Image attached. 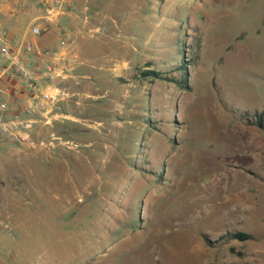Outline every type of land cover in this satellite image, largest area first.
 Returning <instances> with one entry per match:
<instances>
[{
    "label": "rangeland",
    "instance_id": "rangeland-1",
    "mask_svg": "<svg viewBox=\"0 0 264 264\" xmlns=\"http://www.w3.org/2000/svg\"><path fill=\"white\" fill-rule=\"evenodd\" d=\"M99 3L51 145L0 151V264H264V0Z\"/></svg>",
    "mask_w": 264,
    "mask_h": 264
},
{
    "label": "built area",
    "instance_id": "built-area-1",
    "mask_svg": "<svg viewBox=\"0 0 264 264\" xmlns=\"http://www.w3.org/2000/svg\"><path fill=\"white\" fill-rule=\"evenodd\" d=\"M41 1L47 11L60 12L74 6V0ZM31 31L34 36L41 34L39 27H33ZM59 46L56 51H39L27 41L10 45L6 35L0 32V85L7 80L17 83V86L0 88V147L44 149L51 145V142L36 140L33 131L39 124L50 126L63 117L57 111L71 96L61 87V83L70 77L69 68L60 64L69 44L61 39ZM9 98L24 101L22 111L10 112ZM52 139L61 140L59 137ZM60 143L69 148L77 147L68 141L61 140Z\"/></svg>",
    "mask_w": 264,
    "mask_h": 264
},
{
    "label": "crops",
    "instance_id": "crops-1",
    "mask_svg": "<svg viewBox=\"0 0 264 264\" xmlns=\"http://www.w3.org/2000/svg\"><path fill=\"white\" fill-rule=\"evenodd\" d=\"M92 4H94L93 9L95 10L93 16L96 17L100 14L97 11L100 7L99 0H74L72 8L60 12L45 10L41 0H0V32L6 35L10 45L27 41L32 43L35 50L39 51H56L60 49L59 41L65 39L69 48L66 55L60 60V64L69 68L70 79L62 82L61 87L68 90L73 96L78 92L85 93L87 86L77 89V86L75 87L73 84L77 80V73L80 70L83 71L81 67H78L79 48L77 44L78 42L83 43L82 38L85 36L86 29L95 22L90 13L93 10ZM83 15L86 16L85 19ZM33 27L40 28L39 36L32 34ZM75 48H78V51H75ZM81 77L88 78L85 74H82ZM9 86H17V83L7 80L0 85V88ZM80 87L82 86L80 85ZM8 101L10 112L22 111L24 101L13 98H9ZM64 103H61L60 106L63 107ZM2 149L6 148L0 147V151Z\"/></svg>",
    "mask_w": 264,
    "mask_h": 264
},
{
    "label": "trees",
    "instance_id": "trees-1",
    "mask_svg": "<svg viewBox=\"0 0 264 264\" xmlns=\"http://www.w3.org/2000/svg\"><path fill=\"white\" fill-rule=\"evenodd\" d=\"M260 126H262V125L260 124ZM232 238L238 239L240 241H245V240L249 239V236L245 233H242V232H236V233L232 234Z\"/></svg>",
    "mask_w": 264,
    "mask_h": 264
}]
</instances>
